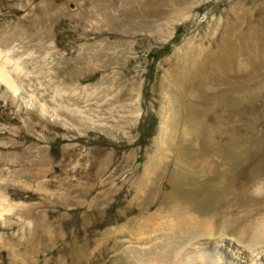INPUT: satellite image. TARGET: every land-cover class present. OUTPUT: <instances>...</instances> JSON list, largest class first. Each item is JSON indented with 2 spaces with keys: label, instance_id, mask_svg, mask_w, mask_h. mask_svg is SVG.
I'll return each mask as SVG.
<instances>
[{
  "label": "rangeland",
  "instance_id": "374dc122",
  "mask_svg": "<svg viewBox=\"0 0 264 264\" xmlns=\"http://www.w3.org/2000/svg\"><path fill=\"white\" fill-rule=\"evenodd\" d=\"M0 68V264H264V0H0Z\"/></svg>",
  "mask_w": 264,
  "mask_h": 264
},
{
  "label": "bare ground",
  "instance_id": "6f19581e",
  "mask_svg": "<svg viewBox=\"0 0 264 264\" xmlns=\"http://www.w3.org/2000/svg\"><path fill=\"white\" fill-rule=\"evenodd\" d=\"M0 79H2V80H4V81H6L7 83H8V79H7V75H6V73L3 71V69L2 68H0ZM5 186V185H4ZM165 231L168 233H170L171 232V229L169 228V227H166L165 228ZM172 235H174V234H172ZM171 235V236H172ZM168 236H170V234H168ZM169 237V238H172V237ZM189 239V238H188ZM172 243V242H171ZM175 243H176V241H175ZM174 243V244H175ZM116 243H114L113 245H115ZM173 244V243H172ZM119 245V244H118ZM166 245V244H165ZM169 245V244H168ZM175 245H173V247H174ZM113 247V246H112ZM166 247H168V246H166ZM171 247V246H170ZM114 248V247H113ZM176 248V247H175ZM171 249V248H170ZM170 252V251H169ZM173 256V255H172ZM170 257H168V256H164L163 258H161V260L159 259V258H157L156 260H154L155 262H156V264H165V262H167V260L169 259ZM171 259H172V263L174 262V263H177L179 260H185V259H188L189 260V262L191 261V257L190 256H187V254L185 253V252H177L173 257H171ZM194 260V259H193ZM196 260H194V262H195ZM180 262V261H179ZM153 263V262H152ZM168 263V262H167ZM183 263V262H182ZM191 263H192V261H191ZM190 263V264H191ZM195 264V263H194Z\"/></svg>",
  "mask_w": 264,
  "mask_h": 264
}]
</instances>
